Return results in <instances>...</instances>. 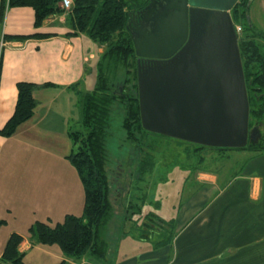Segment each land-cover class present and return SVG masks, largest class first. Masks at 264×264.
Here are the masks:
<instances>
[{
    "label": "crops",
    "instance_id": "1",
    "mask_svg": "<svg viewBox=\"0 0 264 264\" xmlns=\"http://www.w3.org/2000/svg\"><path fill=\"white\" fill-rule=\"evenodd\" d=\"M33 23L30 7L5 6L1 35L14 37L36 32L53 35L5 40L0 54V128L13 112L17 81L37 85L33 91L37 107L31 117L37 120L28 124L29 128L51 118L54 108L68 116L70 111L75 120L72 117L69 120L79 123L76 104L79 85L87 63L94 59L95 53L100 56L104 47L84 33H75L65 12L48 17L41 27L35 28ZM73 84L79 88L72 89ZM23 131L18 129L16 133ZM4 139L0 136V147ZM235 153L240 161L232 165L234 168L224 164L213 170L204 167L189 170L184 184L186 198L177 204L175 216L170 219L174 226L167 243L161 241L169 239L168 235L160 233L156 234L159 238L156 242L154 235L125 233L114 239L104 259L99 261L85 257L89 254L74 259L64 256L61 250L58 253L49 248L37 250L47 255L48 264L58 260L64 264H264V152ZM135 181L138 193L143 181ZM126 227L129 231L135 228L132 220ZM33 241L29 235H23L19 252H29Z\"/></svg>",
    "mask_w": 264,
    "mask_h": 264
},
{
    "label": "trees",
    "instance_id": "2",
    "mask_svg": "<svg viewBox=\"0 0 264 264\" xmlns=\"http://www.w3.org/2000/svg\"><path fill=\"white\" fill-rule=\"evenodd\" d=\"M149 1L75 0L66 13L69 15L75 33H84L104 47L96 64L95 87L90 91H84L85 93H78L77 104L81 115L79 123L83 130L69 132L72 147L68 158L78 172L81 184H83L84 208L83 213L79 216L67 214L62 221L56 222L53 226L47 222H36L29 229V239L35 240L43 246L58 245L61 253L67 258L80 259L89 254L103 260L107 253V243L102 239V231L110 218L112 205H110L108 197L110 183L106 171L108 160L105 145L109 135L110 113L113 104L120 103L123 107L124 114L121 125L126 139L134 148L139 146L144 135L148 134L140 124L136 79L137 56L134 54L128 21L132 13L142 10L149 4ZM247 2L248 0H239L231 10V17L234 25L240 24L243 29L241 36L238 37V50L240 51L249 104L248 128L255 127L258 130L256 141L246 144L243 148L235 149L211 148L191 143L194 146L191 150L193 155L196 154L197 156V153L204 150H213L218 153L220 158H223L226 151L248 150L254 154L264 152V46L260 48L253 39L258 33L255 34L251 24L246 27L239 22L241 18L245 19ZM60 3V0H6L8 7H30L33 10V26L35 28L41 27L48 17L64 13ZM0 5L1 25L6 6L5 0H1ZM245 30L246 32H244ZM52 35L53 33L49 32H36L14 37L2 34L1 37L5 40H25V38H48ZM260 38L262 37L260 36ZM119 70L123 74L121 75V82L115 87L114 80ZM36 86V83L30 81L16 82L17 96L14 109L6 123L0 128L1 137L7 138L13 135L21 124L29 121L32 117L37 107L33 95ZM44 86L48 85L45 84ZM77 87L78 84H73L72 89ZM261 123L263 125L262 131L258 129V125ZM143 155L139 159L141 163L137 166L135 180H144L145 173L151 172L153 168L154 160L148 159L146 153ZM203 158L204 156H202ZM129 207L140 209L137 204L129 205ZM133 213L132 210L128 215ZM149 215L145 217H148V221L142 222V225L147 227V224L152 222L157 231L153 228H148L146 231L143 229L144 232L142 233L147 237L154 235V233L163 234L174 226L172 220L164 221L156 215L151 213ZM128 218L121 221L122 227H125V221L130 220ZM3 222L0 220V224ZM171 234L170 231L169 239L161 241V243L169 242L172 238ZM21 242L22 236L20 234L11 233L0 254V264H28L23 262L24 255L19 252ZM59 264H64V261Z\"/></svg>",
    "mask_w": 264,
    "mask_h": 264
},
{
    "label": "rangeland",
    "instance_id": "3",
    "mask_svg": "<svg viewBox=\"0 0 264 264\" xmlns=\"http://www.w3.org/2000/svg\"><path fill=\"white\" fill-rule=\"evenodd\" d=\"M64 12L67 13L65 10ZM244 17L245 19L241 18L239 22L246 27L248 21L250 22L255 34L258 33V36L255 35L253 39L262 48L264 46V0H252ZM98 57L95 53L94 59L87 63L82 85H79L80 93L95 87ZM117 74L114 80L115 87L121 82L123 72L119 70ZM77 108L79 109V106ZM55 109L51 118H45L36 127L29 128L28 124H34L37 120L30 117L27 124L25 122L18 127L24 130L23 133L17 135V129L13 135L4 139L5 143L0 147V220L4 221L0 224V254L6 240L13 232L21 236L29 235L30 227L36 222H47L53 226L56 222L62 221L67 214L79 216L83 213V184L68 158L72 147L69 132L82 131L83 127L80 123L69 120V117L74 119L70 111L68 116ZM122 109L120 103H114L112 106L109 135L105 145L108 160L106 171L110 183L108 197L112 205L110 218L102 231V239L107 243V248L113 244L114 239L125 233L133 236L132 233L138 234L148 228L157 231L152 222L147 224V227L142 225V222L148 221V217H145L150 216L149 213L164 221H170L175 216L177 204L186 198L184 184L190 169L203 166L213 170L224 164L234 168L232 165L240 161L239 154L234 151L233 154L232 151L224 152V159L213 150H204L196 156L191 153L194 147L191 142L153 135L148 131L142 143L134 148L126 139L121 125L124 114ZM258 126V129L262 131V123ZM144 153L147 154L148 159L154 160V164L152 171L145 173L143 182L139 183L141 190L138 194L135 189L138 183L135 181L136 169ZM229 155H231L229 158H225ZM202 156H204L203 159ZM135 204L140 206L139 212L136 208L129 207ZM132 210L134 213L128 215ZM128 216L135 227L130 231L126 227L130 220L124 222L125 227L120 225L121 221ZM169 233L170 229L162 236ZM158 240L154 233L153 242ZM33 243L32 249L23 254V262L28 264H48L47 255L37 250L38 248H49L56 253L60 250L55 244L43 246L35 240ZM85 257L101 260L90 255ZM60 262L58 260L55 264Z\"/></svg>",
    "mask_w": 264,
    "mask_h": 264
},
{
    "label": "water",
    "instance_id": "4",
    "mask_svg": "<svg viewBox=\"0 0 264 264\" xmlns=\"http://www.w3.org/2000/svg\"><path fill=\"white\" fill-rule=\"evenodd\" d=\"M238 2L150 0L131 14L138 112L146 131L211 148H243L256 141L258 130L248 128L231 17Z\"/></svg>",
    "mask_w": 264,
    "mask_h": 264
},
{
    "label": "built area",
    "instance_id": "5",
    "mask_svg": "<svg viewBox=\"0 0 264 264\" xmlns=\"http://www.w3.org/2000/svg\"><path fill=\"white\" fill-rule=\"evenodd\" d=\"M74 1L75 0H60V2H61L60 5L63 8V10L68 11L69 8L74 4ZM234 29H235V33H236L237 37L241 36V33L243 31V29L241 28V26L240 25H234ZM4 44H5V39H3L1 37V41H0V54L2 52L1 50H2V48L4 46Z\"/></svg>",
    "mask_w": 264,
    "mask_h": 264
},
{
    "label": "flooded vegetation",
    "instance_id": "6",
    "mask_svg": "<svg viewBox=\"0 0 264 264\" xmlns=\"http://www.w3.org/2000/svg\"><path fill=\"white\" fill-rule=\"evenodd\" d=\"M141 64H143L142 67H146V65L148 64V62L147 61H143V63H141Z\"/></svg>",
    "mask_w": 264,
    "mask_h": 264
},
{
    "label": "bare ground",
    "instance_id": "7",
    "mask_svg": "<svg viewBox=\"0 0 264 264\" xmlns=\"http://www.w3.org/2000/svg\"><path fill=\"white\" fill-rule=\"evenodd\" d=\"M100 255V254H99Z\"/></svg>",
    "mask_w": 264,
    "mask_h": 264
}]
</instances>
